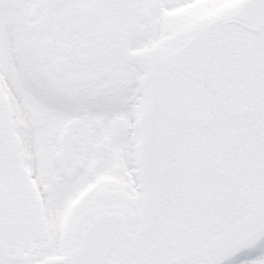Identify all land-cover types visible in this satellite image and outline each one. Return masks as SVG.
<instances>
[{"label":"snow or ice","instance_id":"6c2138e0","mask_svg":"<svg viewBox=\"0 0 264 264\" xmlns=\"http://www.w3.org/2000/svg\"><path fill=\"white\" fill-rule=\"evenodd\" d=\"M0 264H264V0H0Z\"/></svg>","mask_w":264,"mask_h":264}]
</instances>
